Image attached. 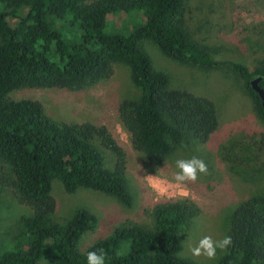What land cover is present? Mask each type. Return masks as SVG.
<instances>
[{"label":"trees","instance_id":"1","mask_svg":"<svg viewBox=\"0 0 264 264\" xmlns=\"http://www.w3.org/2000/svg\"><path fill=\"white\" fill-rule=\"evenodd\" d=\"M184 1L0 0V162L9 166L19 200L32 211L23 218L20 240L0 253V264H87L86 252L101 249L105 264H200L179 255V233L200 213L186 197L156 202L152 225L123 222L80 252L77 243L96 217L78 209L65 222L56 221L52 180L59 179L68 193L86 187L131 205L126 153L103 125L56 121L39 101L9 95L22 87L83 89L110 77L115 64H125L139 95L123 99L118 115L132 147L149 164L164 162L176 144L206 142L218 127L214 102L170 88L168 76L153 68L139 45L151 39L178 61L217 64L213 53L189 36ZM119 13L126 18L113 31L108 15ZM227 63L243 78L254 110L264 118L250 86L261 77L264 88V59L252 68ZM253 144L264 149V132L239 134L227 153ZM226 236L232 244L214 264H264V197L252 196L233 210Z\"/></svg>","mask_w":264,"mask_h":264},{"label":"rangeland","instance_id":"2","mask_svg":"<svg viewBox=\"0 0 264 264\" xmlns=\"http://www.w3.org/2000/svg\"><path fill=\"white\" fill-rule=\"evenodd\" d=\"M184 5L189 36L211 51L217 64L201 67L178 61L161 52L151 39H143L139 45L151 58L153 68L168 76L170 88L185 89L214 102L218 127L206 142L176 144L164 162L149 164L132 147L118 115L123 99L139 95L125 64H115L110 77L83 89L22 87L9 94L14 99L39 101L56 121L105 126L126 153L131 205L86 187L68 193L59 179L52 180L56 221L65 222L78 209H85L96 217L95 224L84 231L77 243L80 252L123 222L152 225L150 213L156 202L183 197H157L143 181V176L155 175L156 171L170 179L178 171L175 165L178 159L195 156L208 168L207 174H200L196 182L185 185L186 198L198 204L200 213L184 224L179 233L181 257L200 264H214L225 250H218L216 259L208 260L193 256L190 249L204 236L214 240L226 236L233 210L252 196L264 197V149L260 151L253 144L247 151L243 146L239 152L227 153L228 146L239 134L254 137L264 132V118L254 110L252 95L243 78L227 65L230 60L252 68L264 59V0H185ZM125 18L123 13L108 15L111 29H120ZM10 23L15 20L10 19ZM31 212L11 184L9 166L0 162V253L20 240L23 218Z\"/></svg>","mask_w":264,"mask_h":264},{"label":"clouds","instance_id":"3","mask_svg":"<svg viewBox=\"0 0 264 264\" xmlns=\"http://www.w3.org/2000/svg\"><path fill=\"white\" fill-rule=\"evenodd\" d=\"M175 165L178 171L173 173L170 179L157 171L155 175L143 176L144 183L157 197H172L174 195L186 197L188 196V191L185 185L188 182H196L200 174H207L208 172L206 163L195 156L188 159H178ZM173 189L175 191H172ZM231 244L232 238L230 236H224L218 240H214L211 236H204L190 251L193 256H203L208 260H214L217 257L218 250L224 251ZM85 256L87 264H105V256L102 249L88 251Z\"/></svg>","mask_w":264,"mask_h":264},{"label":"water","instance_id":"4","mask_svg":"<svg viewBox=\"0 0 264 264\" xmlns=\"http://www.w3.org/2000/svg\"><path fill=\"white\" fill-rule=\"evenodd\" d=\"M260 80L261 77H255L253 79L250 80V86L252 88L253 91H255L260 100H261V104L264 108V88L260 85Z\"/></svg>","mask_w":264,"mask_h":264}]
</instances>
